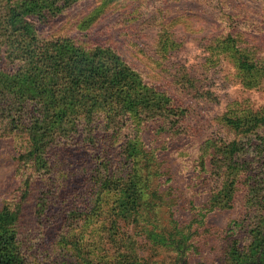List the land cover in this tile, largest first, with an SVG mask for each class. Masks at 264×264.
Listing matches in <instances>:
<instances>
[{"label": "rangeland", "instance_id": "obj_1", "mask_svg": "<svg viewBox=\"0 0 264 264\" xmlns=\"http://www.w3.org/2000/svg\"><path fill=\"white\" fill-rule=\"evenodd\" d=\"M90 12L97 18L91 28L83 30L78 24ZM43 27L40 32L48 37H72L88 47L96 43L112 46L144 84L163 92L156 95L169 97L155 107L170 111L150 120L143 133L144 143L156 159L148 183L160 191L158 195L149 192L157 199L155 207L146 211L152 222L135 221L131 209L120 219L108 212L100 217L104 223L89 227L94 247L111 252L109 260L119 264L132 260L139 264H238L233 251H249L251 229L264 217V203L253 225L246 219L251 206L244 179L231 202L211 204L210 197L228 176L225 167L216 163L221 148L235 139L249 148L245 158L257 160L264 152V127L252 133L254 148L249 146L248 136L221 119L229 112L244 115L237 111L246 108L262 110L264 77L256 78L252 87L244 85L224 42L233 31L245 34L248 40L241 44L264 60V0H117L107 6L100 0H78ZM123 132L131 135L128 129ZM64 134L63 138H70L72 131ZM24 136L22 129L0 128V208L9 204L18 212L20 233L35 249L24 256V264H72L69 250L51 242L44 227L48 217L42 219L37 213L42 204L40 182L47 180H38L30 195L23 196L21 181L31 172L29 169L24 175L18 168L17 151L25 144ZM118 139L122 141L121 136ZM69 146L77 152L80 167L88 166L90 156L98 154V149H91L89 155L84 147L77 149L79 145L70 142ZM236 155L244 160V151ZM61 161L51 164L46 178L60 175ZM68 189L65 193L72 198L80 196L84 187ZM259 192H264V179ZM179 218L188 235L182 254L172 246L150 241L147 235L153 226L158 232L175 231L174 219ZM260 223L264 232V222ZM262 248L240 264L264 257Z\"/></svg>", "mask_w": 264, "mask_h": 264}, {"label": "trees", "instance_id": "obj_2", "mask_svg": "<svg viewBox=\"0 0 264 264\" xmlns=\"http://www.w3.org/2000/svg\"><path fill=\"white\" fill-rule=\"evenodd\" d=\"M77 1L0 0V128L15 127L25 133V144L17 151L21 173L25 175L31 169L21 181L23 196L30 195L38 180H47L45 184L40 182L42 204L37 213L42 219L48 217L44 227L52 236L51 242L61 246V250H69L72 264H119L109 260L113 258L111 252L94 247L89 227L104 223L100 217L108 212L120 219L129 215L130 209L135 213V221L152 222L146 211L155 207L157 199L149 192L158 195L160 191L148 183L156 159L145 145L143 133L150 120L165 117L170 111L155 107L169 97L156 95L163 92L144 84L112 46L96 43L88 47L72 37H48L40 32ZM100 1L107 6L117 0ZM96 18L97 14L90 12L78 26L87 30ZM232 33L224 45L243 75L244 85L252 87L264 77V60L255 57L250 46L241 44L248 40L245 34ZM237 112L244 115L229 112L221 119L231 129L248 136L249 146L254 147L252 133L264 127V108ZM124 129L131 135L124 133ZM68 131H72V136L63 138ZM69 142L79 145L77 149L84 147L89 155L91 149H98V154L90 156L88 166L80 167L77 152L70 150ZM239 143L234 139L221 148L216 163L221 169L225 167L228 176L210 199L211 204L231 202L244 179L251 206L246 219L254 225L264 203V192H259L264 179V152L257 160L251 159L258 163L255 165L245 158L249 148ZM243 151L241 161L236 153ZM56 159L62 160L60 175L46 178ZM76 185L84 187L81 195L68 197V187L72 191ZM151 216L157 219L155 213ZM180 221L174 219L175 231L158 232L153 226L147 236L150 241L172 246L182 254L188 235ZM260 222H264L263 216ZM260 222L251 229L249 251H233L238 264L240 260H250L256 249L260 252L264 245ZM33 250L20 233L18 212L9 204L1 207L0 264H24V256L28 257Z\"/></svg>", "mask_w": 264, "mask_h": 264}, {"label": "flooded vegetation", "instance_id": "obj_3", "mask_svg": "<svg viewBox=\"0 0 264 264\" xmlns=\"http://www.w3.org/2000/svg\"><path fill=\"white\" fill-rule=\"evenodd\" d=\"M249 264H264V257L258 256L256 260H252Z\"/></svg>", "mask_w": 264, "mask_h": 264}]
</instances>
